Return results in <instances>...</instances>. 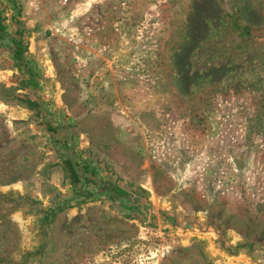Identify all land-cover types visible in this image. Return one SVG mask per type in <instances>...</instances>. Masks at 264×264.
Wrapping results in <instances>:
<instances>
[{
    "label": "rangeland",
    "instance_id": "1",
    "mask_svg": "<svg viewBox=\"0 0 264 264\" xmlns=\"http://www.w3.org/2000/svg\"><path fill=\"white\" fill-rule=\"evenodd\" d=\"M0 13V264H264V0Z\"/></svg>",
    "mask_w": 264,
    "mask_h": 264
},
{
    "label": "trees",
    "instance_id": "2",
    "mask_svg": "<svg viewBox=\"0 0 264 264\" xmlns=\"http://www.w3.org/2000/svg\"><path fill=\"white\" fill-rule=\"evenodd\" d=\"M5 32V27L3 26L2 24V18H1V13H0V34H3ZM13 45H14V55H15V58L18 60V61H23V54H24V51H23V48H22V45L20 43V40H16L14 39L13 40ZM32 74L29 75V81H32ZM68 171L70 173V177H71V181L74 183V185H78L82 180L80 178V174L79 172L75 169V166L71 164L70 161H68ZM83 171V175L86 176L88 174L92 175L93 174V168L92 167H89V166H86L82 169ZM117 193H122L120 190H116Z\"/></svg>",
    "mask_w": 264,
    "mask_h": 264
},
{
    "label": "built area",
    "instance_id": "3",
    "mask_svg": "<svg viewBox=\"0 0 264 264\" xmlns=\"http://www.w3.org/2000/svg\"><path fill=\"white\" fill-rule=\"evenodd\" d=\"M62 28H63V30H66V29H69V26H68V24H64V25L62 26Z\"/></svg>",
    "mask_w": 264,
    "mask_h": 264
}]
</instances>
